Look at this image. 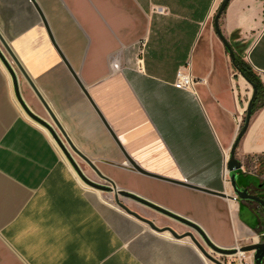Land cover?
Masks as SVG:
<instances>
[{
  "label": "crops",
  "instance_id": "0c3cea01",
  "mask_svg": "<svg viewBox=\"0 0 264 264\" xmlns=\"http://www.w3.org/2000/svg\"><path fill=\"white\" fill-rule=\"evenodd\" d=\"M35 1L59 51L139 168L233 195L222 181L223 167L252 89L214 29L211 14L223 0ZM218 25L235 53H245L264 93V0H230ZM0 33L73 143L118 188L194 221L219 247L263 237L256 204L150 178L129 166L29 0H0ZM139 43L145 44L141 53ZM135 59L142 60L141 71ZM185 65L195 81L189 90L174 87ZM18 87L28 107L40 105L19 75ZM256 105L235 158L243 170L248 161L260 172L237 171L241 186L264 182V95ZM72 171L25 116L0 62V264H211L188 237L154 231L134 216L180 235L192 232L188 227L130 199L118 197L111 222L89 195L96 190ZM231 258L248 264L243 255Z\"/></svg>",
  "mask_w": 264,
  "mask_h": 264
},
{
  "label": "water",
  "instance_id": "95a60500",
  "mask_svg": "<svg viewBox=\"0 0 264 264\" xmlns=\"http://www.w3.org/2000/svg\"><path fill=\"white\" fill-rule=\"evenodd\" d=\"M31 2V4L33 5L34 9L36 10L42 24L44 25L47 34L49 36V39L51 41V43L53 44V46L55 47V49L57 50L58 54L60 55L63 63L65 64V66L67 67L68 71L70 72V74L73 76V78L75 79V81L77 82V84L79 85L80 89L82 90V92L84 93V95L88 98V100L90 101V103L92 104V106L94 107V109L96 110L98 116L100 117L102 123L104 124V126L107 128V130L109 131V133L111 134V136L113 137V139L116 141L113 133L111 132V130L109 129V127L107 126L105 120L103 119V117L101 116V114L97 111V109L95 108V106L93 105L92 101L90 100L86 90L83 88V86L81 85V83L79 82L75 72L71 69L70 65L68 64L67 60L65 59V57L63 56V54L59 51L57 45L55 44V41L52 37V34L49 30L48 24L45 20V17L41 11V9L39 8V6L37 5L35 0H29ZM230 0H223L217 11L216 14L214 15V19H213V25H214V29L216 32V35L218 36V38L220 39V41L222 42L228 56L230 59V62L232 64L233 67H235V53L231 47V45L229 44V42L227 41L226 38L223 37V35L220 32L219 29V18L222 15L223 11L225 10L228 2ZM0 62L2 63L3 67L6 69V71L8 72L11 81H12V85H13V90H14V95L15 98L19 104V106L21 107V109L23 110V112L25 113V115L32 120L33 122L41 125L42 127H44L51 135V137L55 140V142L57 143V145L59 146V148L61 149V151L63 152V154L65 155L66 159L69 161V163L71 164V166L73 167L74 171L76 172V174L78 175V177L83 181V183H85L87 186H89L91 189L97 190L101 193H108V194H112L113 195V200L114 203L116 205H118L117 199L118 197H123L126 199H130L142 206H145L175 222H178L180 224L185 225L186 227H188L192 232L196 233L201 239L202 241L205 243V245L216 255H220V256H232V255H239V254H245V253H251V257H252V264H264V240L262 242H256V243H251L248 245H243V246H234L232 248H222L219 247L217 245H215L203 232V230L194 222L191 221L189 219H186L168 209H165L157 204H154L153 202L124 189L118 188L116 186V184L114 183V181L112 179H110L109 177L105 176L103 173L100 172V170L97 168V166L93 163V161H91L82 151H80L77 146L73 143V141L71 140V138L68 136L67 132L65 131V129L63 128V126L61 125L60 121L58 120V118L56 117L55 113L52 111V109L50 108V106L48 105V103L44 100V98L41 96V94L39 93V91L36 89V87L34 86V84L32 83L31 79L29 78V76L27 75V73L25 72V70L23 69L22 65L20 64V62L18 61V59L16 58V56L14 55V53L12 52L11 48L9 47L8 43L5 41V39L3 38V36L0 33ZM1 48L7 53L8 57L3 53V51L1 50ZM17 71L20 73L21 77L26 81V83L28 84V86L31 88V90L33 91L34 95L37 97L38 101L40 102L41 106L43 107V109L46 111L47 115L50 117L51 121L53 122V124L55 125V127L57 128L58 132L60 133L61 137L65 140V142L67 143L68 147L70 148V150L79 158L81 159L95 174L96 176L102 180L104 183H99L96 181H93L91 179H89L84 172L81 170V168L79 167V165L76 163L74 157L69 153V151L65 148V146L63 145V143L61 142V140L59 139L58 135L54 132L53 128L51 127V124L46 121L45 119H43L42 117H40L39 115H37L36 113H34L25 103V101L23 100V98L20 95L19 92V87H18V74ZM240 75L243 77V75L240 73ZM244 78V77H243ZM245 79V78H244ZM246 80V79H245ZM247 81V80H246ZM248 82V81H247ZM249 85L251 86L252 89V93H251V97L248 101L247 107H246V111H245V117H244V122L243 125L240 129V131L238 132V135L230 149L229 152V157L228 160L226 161V168L228 170V181L226 182L227 185L230 187L231 192L233 195H229L227 194L225 191H211L208 189H203L194 185H190L188 183H184V182H177V181H171V180H167V179H163L161 177H158L156 175L150 174L144 170H142L141 168H139L122 150L121 146L119 145V143L116 141L118 147L120 148V150L124 153L125 158L127 159L129 166L135 170L137 173L150 177V178H155V179H160V180H166L169 181L173 184H177V185H181V186H185L188 188H191L193 190H197L199 192L208 194V195H214V196H218V197H222V198H230L232 200H237V201H247V202H251L256 204L262 215L264 218V198L263 197H259L256 195H252L249 193L248 189L249 187H245V186H239L237 183V171L241 170L242 168V164L240 163V161H238L235 158V149L237 147V144L239 143L241 137L243 136V134L245 133L249 120L252 116V106L254 103V100L256 98V94H257V89L256 87L251 84L250 82H248ZM137 220L145 223L150 229L157 231V232H163V231H167L172 237L176 238V239H180V238H184V237H188L190 239V241L193 243V245L199 250V252L203 255V257H205V259H207L210 263L212 264H224L223 262H221L219 259L215 258L213 255L209 254L208 251L206 249H204V247L197 241V239L195 238L194 234L190 231L180 235L178 233H176L172 228L170 227H164V228H159L157 227L151 220L146 219L144 217H140V216H134ZM264 237V234H263Z\"/></svg>",
  "mask_w": 264,
  "mask_h": 264
},
{
  "label": "rangeland",
  "instance_id": "374dc122",
  "mask_svg": "<svg viewBox=\"0 0 264 264\" xmlns=\"http://www.w3.org/2000/svg\"><path fill=\"white\" fill-rule=\"evenodd\" d=\"M219 7V4L217 6H215V9L213 11V13L211 14L212 18L214 17V15L216 14V11ZM1 46V45H0ZM138 50V49H137ZM234 51V50H233ZM235 53V51H234ZM6 56L8 57L7 53L5 52ZM236 56H238L242 61H246L245 60V53H242L241 51L237 50L236 49V53H235ZM136 60V59H135ZM135 60H134V65H135ZM17 74L19 76L20 73L17 71ZM29 108H31V110H33V112H35L37 115H39L40 117H42L43 119H45L46 121H48L49 123H51L53 125V122L51 121L50 117L47 115L46 111L43 109V107L40 105H29ZM38 125V124H37ZM39 126V125H38ZM242 126V125H241ZM42 130H43V127L39 126ZM56 128V127H55ZM46 130V129H45ZM57 130V128H56ZM44 131V130H43ZM47 131V130H46ZM58 131V130H57ZM45 132V131H44ZM48 132V131H47ZM46 133V132H45ZM49 133V132H48ZM59 133V132H58ZM47 134V133H46ZM50 135V134H49ZM60 135V133H59ZM51 136V135H50ZM61 136V135H60ZM64 141V139H63ZM54 143V142H53ZM65 145L66 142H65ZM68 147V146H67ZM57 151L59 152V149L56 147ZM67 149V148H66ZM69 151V153L74 157L76 163L79 165V167L81 168V170L84 172V174L91 180L93 181H96V182H99V183H104L102 180H100L96 174L81 160L79 159L71 150L70 148L68 147L67 149ZM60 156H62L61 152H59ZM67 161V160H66ZM68 163V161H67ZM69 164V163H68ZM71 167V166H70ZM245 173H249L251 172L252 170V166L250 164V162H245ZM259 169L256 168V174H259ZM82 183V182H81ZM83 184V183H82ZM84 187H86L87 189L91 190L90 188H88V186H86L85 184H83ZM251 191H253L254 193H256L257 191L251 187L250 188ZM97 192V191H95ZM97 194L99 196H96L95 194L93 193H90L89 192V195L91 196V198L93 199L95 205L99 208V210L105 215L107 216V218H109V220H111V222H114L115 219L113 217V212L111 210L112 207H115V203H114V200H113V195L112 194H108V193H100V192H97ZM264 198V197H263ZM160 219H162L163 221L165 222H173V221H170V220H167L166 218H163L161 217ZM174 223V222H173ZM178 222H176L175 224L173 225H178L177 224ZM261 230H264V226L262 227ZM201 239V238H200ZM264 240L263 237H260L259 241L258 242H262ZM202 241V239H201ZM203 245L205 246V249L208 251L209 254L213 255L215 258L219 259L221 262H223L224 264H233L231 262V257L234 256H220V255H216L215 253H213L206 245L205 243L202 241ZM243 245H248V244H251V241L247 240V241H244L242 242ZM242 246V245H241ZM251 253H245L243 254V256L245 257V261L248 263V264H252V257H251ZM212 264V263H211Z\"/></svg>",
  "mask_w": 264,
  "mask_h": 264
},
{
  "label": "built area",
  "instance_id": "2783aa9c",
  "mask_svg": "<svg viewBox=\"0 0 264 264\" xmlns=\"http://www.w3.org/2000/svg\"><path fill=\"white\" fill-rule=\"evenodd\" d=\"M144 43H139V49L138 51H140V53L142 52V49L144 48ZM142 60L141 59H136L135 60V69L137 71H141L142 70ZM195 81L193 80L190 71H189V65H185L180 67L177 71H176V75H175V82H174V87L177 89H182V90H189L193 88ZM237 125L238 127H241V120L239 119L237 121ZM227 161V160H226ZM226 161L224 163V167H223V173H222V181L224 184H227L226 182L228 181L229 177H228V170L226 168ZM256 166L253 165L252 166V170L251 172H249L250 175H256ZM241 170L243 172H245L243 170V166L241 168ZM241 264V263H240Z\"/></svg>",
  "mask_w": 264,
  "mask_h": 264
},
{
  "label": "trees",
  "instance_id": "16d2710c",
  "mask_svg": "<svg viewBox=\"0 0 264 264\" xmlns=\"http://www.w3.org/2000/svg\"><path fill=\"white\" fill-rule=\"evenodd\" d=\"M237 37L236 35H231L230 40L233 41ZM239 73L243 75V77L253 84L257 89L256 98L254 100L253 106H252V113L256 110L257 105L256 103H260L263 99V88L259 81V79L256 77V75L250 70L249 67H247V64L244 63L238 56L235 55V67H234Z\"/></svg>",
  "mask_w": 264,
  "mask_h": 264
},
{
  "label": "bare ground",
  "instance_id": "6f19581e",
  "mask_svg": "<svg viewBox=\"0 0 264 264\" xmlns=\"http://www.w3.org/2000/svg\"><path fill=\"white\" fill-rule=\"evenodd\" d=\"M1 50L3 51V53L5 54V51L1 48ZM6 55V54H5ZM26 116V115H25ZM51 124V123H50ZM36 125H37V123H36ZM39 125V124H38ZM37 125V126H38ZM39 126H41V125H39ZM42 127V126H41ZM51 127L53 128V130H54V132L58 135V137H59V139L61 140V142L63 143V145L65 146V148H67L68 149V145H65V140L63 141V138L59 135V133H58V131L56 130V128H55V125L53 124H51ZM43 130L47 133V135L49 136V138L51 139V141H53L54 142V144H55V146L59 149V152H61V154H62V158H63V160L65 161V163H67V159H66V157H65V155L63 154V152L61 151V149L59 148V146L57 145V143L55 142V140L49 135L50 133H48L46 130H45V128L43 127ZM67 144V143H66ZM67 160V161H66ZM226 160H228V159H226ZM68 163H69V161H68ZM69 165L71 166V164L69 163ZM72 167V166H71ZM72 169H73V167H72ZM74 170V169H73ZM73 172V174L75 175V173L76 172H74V171H72ZM77 175V174H76ZM77 177H78V175H77ZM79 178V177H78ZM80 179V178H79ZM80 181L83 183V181L80 179ZM83 184H85V183H83ZM86 185V184H85ZM87 186V185H86ZM89 187V186H88ZM94 190V189H93ZM97 191V190H96ZM99 192V191H98ZM94 193L96 194V196H99L98 194H97V192H95L94 191ZM101 193V192H100ZM239 255H242V254H239Z\"/></svg>",
  "mask_w": 264,
  "mask_h": 264
},
{
  "label": "flooded vegetation",
  "instance_id": "af4514ba",
  "mask_svg": "<svg viewBox=\"0 0 264 264\" xmlns=\"http://www.w3.org/2000/svg\"><path fill=\"white\" fill-rule=\"evenodd\" d=\"M241 186V185H239ZM245 187H249L248 191L250 194L252 195H256V196H259L258 193H254L253 191L250 190L251 187H253L256 191H264V182H257L255 183L254 185L253 184H249L248 186H245ZM261 197V196H259Z\"/></svg>",
  "mask_w": 264,
  "mask_h": 264
}]
</instances>
